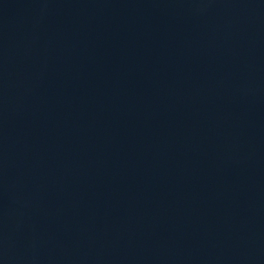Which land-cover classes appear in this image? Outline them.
Returning <instances> with one entry per match:
<instances>
[{
  "label": "water",
  "instance_id": "95a60500",
  "mask_svg": "<svg viewBox=\"0 0 264 264\" xmlns=\"http://www.w3.org/2000/svg\"><path fill=\"white\" fill-rule=\"evenodd\" d=\"M0 264H264V0H0Z\"/></svg>",
  "mask_w": 264,
  "mask_h": 264
}]
</instances>
